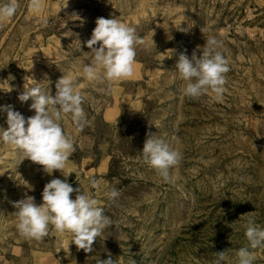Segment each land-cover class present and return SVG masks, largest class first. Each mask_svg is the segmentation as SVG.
Returning <instances> with one entry per match:
<instances>
[{"label": "rangeland", "instance_id": "obj_1", "mask_svg": "<svg viewBox=\"0 0 264 264\" xmlns=\"http://www.w3.org/2000/svg\"><path fill=\"white\" fill-rule=\"evenodd\" d=\"M17 3L15 16L0 23V106L32 117L33 101L18 100L25 78L54 96L70 74L82 85L87 124L77 130L70 116L60 121L74 141L62 173L48 175L0 143V264H213L214 253L227 250L226 264H236L248 245L246 214L264 228V0H40L38 12L31 0ZM100 17H117L145 39L131 78L97 83L79 75ZM189 21L187 33L178 30ZM209 37L230 68L223 97L183 96L179 55L191 58ZM6 119L0 113L5 130ZM148 133L182 153L173 183L144 162ZM86 166L97 172L86 174ZM52 179L96 198L110 218L92 252L52 226L41 239L19 234L13 203L32 196L40 204ZM113 188L119 195L109 200L104 193ZM252 251L254 264H264V247Z\"/></svg>", "mask_w": 264, "mask_h": 264}, {"label": "clouds", "instance_id": "obj_2", "mask_svg": "<svg viewBox=\"0 0 264 264\" xmlns=\"http://www.w3.org/2000/svg\"><path fill=\"white\" fill-rule=\"evenodd\" d=\"M30 7L33 12L40 11V0H31ZM17 10V0H0V23L13 18ZM73 17L80 20L77 15L69 19L73 20ZM95 24L85 45L91 51L84 53V56L90 57V60L87 64L81 63L79 75L88 82L97 83L131 78L135 73L136 49L145 44V39L137 35L134 27L117 17H100ZM194 24V21H189L185 28H181L180 24L178 30L187 33ZM172 38L169 36L170 40ZM219 47V42L214 37H209L203 47L193 51L191 58L183 53L179 55L174 74L183 81V96L198 98L209 94L216 100L222 99L225 74L230 68L226 58L218 50ZM197 52L200 53L199 56ZM25 79L24 91L18 96V100L23 103L31 99L33 102L30 110H34L35 115L26 119L21 113L14 111L11 105L0 106V113H6L7 116V129L0 127V143L14 149L22 161L27 159L40 165L48 175L57 170L62 173L74 151V141L65 134L60 121L64 116H70L77 130H82L87 124L82 107L83 96L79 91L82 85L72 75L64 74L56 82V93L52 96L44 92L40 83L34 79ZM29 79L34 83L29 85ZM141 156L163 182H174L173 170L182 159V153L177 148L172 147L161 136L148 133ZM90 184L93 188L99 186L94 178H90ZM74 192L76 195L72 199L71 194ZM104 195L113 200L118 197L119 192L113 188ZM13 207L16 209L14 215L17 218V230L24 238L41 239L52 226L60 234L70 233L71 243L89 253L92 252L96 238L111 223L96 198L80 188L74 189L66 179H52L47 183L40 204L35 202L34 197L26 196L14 202ZM246 215L249 217L245 230L248 245L237 250L236 264H254L256 254L252 250L264 247V228L255 223L252 218L254 212ZM227 252L228 250L214 253L213 264H226ZM96 264L114 262L111 258L98 259Z\"/></svg>", "mask_w": 264, "mask_h": 264}, {"label": "crops", "instance_id": "obj_3", "mask_svg": "<svg viewBox=\"0 0 264 264\" xmlns=\"http://www.w3.org/2000/svg\"><path fill=\"white\" fill-rule=\"evenodd\" d=\"M86 174H93L97 172V168L95 166H86Z\"/></svg>", "mask_w": 264, "mask_h": 264}]
</instances>
